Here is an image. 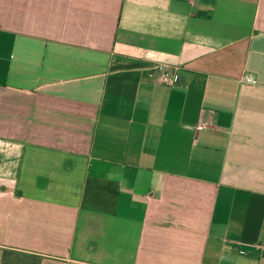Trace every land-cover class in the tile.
<instances>
[{"label":"crops","instance_id":"obj_1","mask_svg":"<svg viewBox=\"0 0 264 264\" xmlns=\"http://www.w3.org/2000/svg\"><path fill=\"white\" fill-rule=\"evenodd\" d=\"M0 264H264V0H0Z\"/></svg>","mask_w":264,"mask_h":264},{"label":"built area","instance_id":"obj_2","mask_svg":"<svg viewBox=\"0 0 264 264\" xmlns=\"http://www.w3.org/2000/svg\"><path fill=\"white\" fill-rule=\"evenodd\" d=\"M160 72H161V77H162V81L167 84V85H172L175 82V74H170L163 65L160 66ZM244 82L246 83H254V80L252 79V77L250 76H246L244 78ZM199 130L203 131L206 130V126L205 125H200L198 127Z\"/></svg>","mask_w":264,"mask_h":264}]
</instances>
